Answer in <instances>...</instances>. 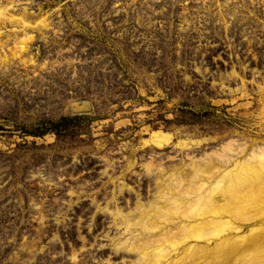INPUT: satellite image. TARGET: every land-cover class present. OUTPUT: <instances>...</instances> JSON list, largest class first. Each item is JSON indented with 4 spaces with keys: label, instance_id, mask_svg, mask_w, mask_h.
Segmentation results:
<instances>
[{
    "label": "rangeland",
    "instance_id": "374dc122",
    "mask_svg": "<svg viewBox=\"0 0 264 264\" xmlns=\"http://www.w3.org/2000/svg\"><path fill=\"white\" fill-rule=\"evenodd\" d=\"M4 8L29 28L0 23V264H131L114 214L264 147V0Z\"/></svg>",
    "mask_w": 264,
    "mask_h": 264
},
{
    "label": "bare ground",
    "instance_id": "6f19581e",
    "mask_svg": "<svg viewBox=\"0 0 264 264\" xmlns=\"http://www.w3.org/2000/svg\"><path fill=\"white\" fill-rule=\"evenodd\" d=\"M5 22L29 28L25 16L4 8ZM23 36L17 53L30 40ZM152 139L159 146L167 142L159 132ZM254 151L241 162L213 154L216 160L194 165L182 177L161 173L152 201L114 214L128 235L119 244L133 256L130 263L264 264V147Z\"/></svg>",
    "mask_w": 264,
    "mask_h": 264
}]
</instances>
